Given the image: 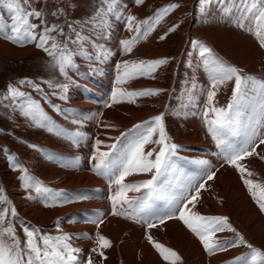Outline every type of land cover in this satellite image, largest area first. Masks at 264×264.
<instances>
[{
  "label": "snow or ice",
  "instance_id": "obj_1",
  "mask_svg": "<svg viewBox=\"0 0 264 264\" xmlns=\"http://www.w3.org/2000/svg\"><path fill=\"white\" fill-rule=\"evenodd\" d=\"M47 2L48 0H0V8L7 12V19L0 14V38L15 46L33 45L45 52L51 58L49 67L57 69L66 82L54 85L52 80H47L42 83L47 84L50 89H58V92L54 91L52 95L66 101L71 86L83 87L76 84L70 72L86 79L93 73L101 72V69L93 67V64L107 62L112 50L105 42L112 39V21L124 16L125 8L123 0H99V6L90 16L83 20L70 21L67 19L66 8L60 6L63 0H53L55 7L50 12L45 10ZM37 3L41 4L40 8L34 6ZM145 3L146 0H133L134 6H143ZM198 3L203 14L212 0H198ZM180 6L179 2H171L143 20H138L135 15H126V28L134 35L119 40L121 51L126 55L131 54L135 44L146 40L161 21ZM49 15L54 21H59L61 16L65 19L62 23H49ZM224 17L240 30L254 35L259 46L264 48V0H231L230 6L224 8ZM178 27L179 24H173L159 39L164 40L168 33L176 31ZM197 48L202 65L210 75V85L206 90H202L201 94L206 97L202 111L203 121L218 149L213 155L221 161V168L231 167L239 174L259 212L264 214V184L256 183L249 178L253 173L244 163L254 156L264 160V155L257 151L260 146H264V80L244 74L237 66L220 61L213 49L206 44L198 43ZM77 59L87 61L90 71H80ZM168 63V58L125 60L122 66H118L121 70L116 82L123 85L140 77L154 79L156 71ZM229 82L234 84L230 99L225 106H217L216 97L219 89ZM18 85L20 87L9 83L6 90L0 93V100L8 101L3 106L11 113L19 112L30 126L64 138L75 147L87 141V133L78 129L75 131L65 129L48 115L41 101L50 105L65 119H69L72 114L65 116L64 110L49 99L40 83L22 78ZM25 85L30 87L32 92L39 94L40 99L34 98L32 93L22 91L21 87ZM192 88L195 90V84ZM162 91L164 90L130 91L118 87L113 90L111 101L112 104L123 100L135 103L136 98L159 95ZM193 99L189 93V101ZM112 104L105 106L111 107ZM7 118L12 119L11 116ZM71 122L82 123L74 118ZM4 131L7 130L0 129V132ZM129 135L127 143H121L118 137L117 143L105 145L108 151L101 150L104 142L98 138L92 145L91 170L108 182L111 192L108 197L111 201V215L142 224L148 230L156 228L158 224H164L167 220L177 219L195 235L207 254L215 255L231 248L245 246L251 251V264L258 262L264 264V250L254 247L233 226L229 217L205 216L191 210L200 202L202 190H207L208 182L216 178L218 169L213 170L214 166L207 159H196L193 163L202 167V176L193 177L180 172L177 160L181 159L178 156L181 146L171 142L166 132L163 114L134 125L128 133H121L122 137ZM28 146L44 152L38 145ZM46 158L49 162L60 160L55 153H47ZM10 160V167L20 172L17 179L20 181V187L25 190L26 199L38 200L43 207L49 208L89 198L72 197L63 191H54L32 176L14 156H10ZM78 164L79 157H76L60 166L75 168ZM136 175H147L150 178L139 182H126ZM129 193L140 195L130 197ZM157 201L165 202L166 207L162 214L153 213L156 217L153 220L148 213ZM103 216L104 213L96 212L93 217L86 218L85 222H90L99 229L104 223ZM17 224L23 230L25 237L23 241L17 234ZM56 228L60 234L51 235L25 223L7 196L6 189L0 186V264H105L108 259L106 250L113 247L109 238L97 231L94 245L85 252L84 249L74 246L73 240L91 238L88 234L74 235L63 232L59 221ZM225 231L232 232L234 238L221 239L217 235ZM145 235L147 242L163 261L167 264H182V257L178 252L154 240L150 232L146 231ZM241 259L236 257L231 264H240Z\"/></svg>",
  "mask_w": 264,
  "mask_h": 264
},
{
  "label": "bare ground",
  "instance_id": "obj_2",
  "mask_svg": "<svg viewBox=\"0 0 264 264\" xmlns=\"http://www.w3.org/2000/svg\"><path fill=\"white\" fill-rule=\"evenodd\" d=\"M186 1L190 5L194 3V0ZM161 2L162 0H146L145 5L136 8L134 15L136 17L143 16L146 18L149 16L146 14L150 13L154 7L157 9L158 3ZM131 5L132 3L128 2L127 6H129V8ZM155 9H153V11ZM116 27L119 26L116 25ZM120 31H122V29ZM126 32H128V30H126ZM129 33L130 36L134 35L132 32ZM218 34L220 33L216 31L215 33H211L210 36L201 37L200 40L213 49L215 56L218 57L220 61H223L222 53L231 60L230 65L242 69L244 74H250L259 80H264V70H260L262 69L261 67L257 69L258 65L252 63L249 58L245 56L244 51L238 52L239 49L237 48L240 45L237 42V38L231 36V40L228 41V39L226 41L225 37V40H223ZM156 35L157 30L145 41V44L139 45V47L138 45L133 47V53L136 52L138 48L140 49V52H138L139 54L137 53V56L134 57L135 60H140V58L146 59V56H161L163 53H166V51L161 48L162 45H159L156 41ZM187 40L189 41L190 37H187ZM114 46L116 47L110 48L112 50L111 55L101 71V77L90 79V81L74 79L76 84L83 87H76L73 85L67 93L71 101V103L68 104L70 107L67 110H70V114H74V116H72L74 119L82 122L78 124L79 127H74V123L70 125L67 121L68 119H64V116L62 119L65 120V123L63 120H58L61 122V126L63 123V128L65 129L73 131L78 129L79 131L87 133V141L75 149H69V146L66 147L67 144L65 143L67 142L64 138H56L54 134H44V130L38 131V133L31 138L34 143L39 145L40 149H47V151L60 154V164L79 157L78 166L70 168L60 165L57 166L51 163L47 167L45 162L48 160H45L46 151L43 152V154L39 152L38 157L21 153L20 158L22 157L23 159L20 161L17 160L28 169L32 176L38 177L45 186L55 191L65 190V192L72 197L88 196V199L77 200L76 202L68 203L63 206L49 208L43 207L42 203L38 200L26 199V193H23L15 182V177L17 175L10 172L9 165H7L5 161L3 149L8 150L9 146L6 143H0V186L6 189V194L17 208L19 217L25 223L38 227L42 232H48L51 235L60 234L56 228L58 221L63 232L74 235L88 234L91 238L73 240L74 246L84 249L85 252L94 245L95 233L99 231L105 237L109 238L113 244L112 248L106 250L108 259L105 261V264H167L147 242L145 235L146 231L150 232L157 242L178 252L182 257V264H231L233 258L243 257L245 255V260H250H246L247 263L244 262L242 264H251V251L245 246L231 248L226 252H220L215 255L207 254L195 235L177 219L167 220L164 224H158L156 228L148 230L142 224H137L125 220L121 216H113L110 214L111 201L108 197L111 192L108 182L104 178L97 176L91 170L93 162L90 161V156L92 154V145L95 141L94 136L95 134L99 135V139L104 142L103 148L105 150H108L105 145L117 143L116 138L118 137L121 143H127L130 135L122 137L121 133H128L129 129L133 128V125L141 124V122L145 121V118L153 117L155 112V109L151 107L153 104L146 108L133 109L127 102L119 103V105L117 104L109 108L106 107L107 111H103L105 105L109 102L111 91L113 88L116 89L117 86V82L114 83L112 80L115 76L113 67L119 61L120 46L116 44ZM184 46L185 47L181 50L179 55L180 65L190 59L191 68H189L188 72L190 76L192 75L191 77L196 78L197 84L195 90L191 92L194 99L192 101L188 100L184 106L186 107V117L182 120L181 124H179L178 121L170 124L168 136L171 142L181 146L178 153L191 156L194 161L196 159H207L214 166L213 170L218 169L216 178L213 181H209L206 185L207 190H202L200 202L197 203L194 208H191V206L190 208L192 211L205 216L221 215L229 217L233 226L243 234L254 247L264 250V214L259 212L256 203L243 185L239 174L231 167L221 168V161L213 155L218 149L211 135L207 132V126L202 117L206 97L201 94V91L206 90L208 85H210L209 72L202 65L199 55H196L195 51L197 50L193 49L191 51L190 47L187 48L188 44ZM34 48L35 47L32 46L31 48L16 53L10 46L0 41V52L11 55L12 57H21L28 52H35L36 50ZM128 56L129 54L125 55L124 60H127ZM181 67L182 66L175 70L176 76L175 78L172 77L173 81L169 89L168 100L166 99L167 101H163L161 105L162 109L159 114L164 115L165 108L169 110V105L174 102L175 93L179 90L177 80L181 76ZM81 68L83 67L81 66ZM89 71L90 69L86 68V72ZM76 78L79 77L77 76ZM233 86V82H229L219 89L216 97L217 106H225L227 104ZM100 110L102 111V115ZM105 112L106 117H104L105 115L103 116ZM169 112L171 113V111ZM174 115L175 114L172 116ZM53 116L51 118L55 121L56 119L53 118ZM65 116H68V114ZM101 116L102 118L100 119ZM107 123L108 131L105 132L104 125L106 126ZM257 151L260 155H264V146H260ZM41 155L44 157H41ZM244 163L248 170L253 173L249 178L256 183L264 184V160H261L259 156H254L248 158ZM190 167L194 169L193 177L203 175V169L200 165L194 163ZM58 171L61 173H57ZM148 178H150V176L136 175L130 177L126 182H139ZM257 192H259V190H257ZM138 195L140 194L129 193L130 197ZM159 202L160 201H157L153 204L152 209L157 208ZM96 212L104 213V223L100 225L99 229H97L94 224L85 222L86 218L93 217ZM217 235L221 239L234 238V234L229 231L218 233ZM247 256L249 257L247 258ZM83 258L82 255L81 259ZM242 260L243 258L241 261ZM258 264H260V262H258Z\"/></svg>",
  "mask_w": 264,
  "mask_h": 264
},
{
  "label": "rangeland",
  "instance_id": "obj_3",
  "mask_svg": "<svg viewBox=\"0 0 264 264\" xmlns=\"http://www.w3.org/2000/svg\"><path fill=\"white\" fill-rule=\"evenodd\" d=\"M157 1H160V0H157ZM128 2L132 3L130 8H129V6H127ZM171 2H179L181 6L179 8H177L176 10H174L170 15L165 17L161 21L160 25H158L156 28V30H157L156 41L159 43V45H162L161 48H163L166 51V53L165 54L163 53V55H161V56H146L147 57L146 59L140 58V60H153V59L168 58L169 63L164 65V66H161L156 71V73L154 74V76H155L154 79L150 78V77H140V78H137V80L132 79V80H129L126 84L118 85L116 83V77H117V74H119V71L121 70V68L118 66H122V62L125 61L124 57L126 55L120 49V51H119L120 56L118 58L119 61L117 62L115 67H113L115 77L112 80V82L117 84L116 88L123 87L127 90H141V89H162V90H164L159 95H155V96H151V97L136 98L135 103H129V102H127V100H123L122 102H120V104L123 102H127L130 106L133 107V109L146 108L147 106H149V105L151 106V104H153L151 107L155 109V112L153 114L154 115L153 117H155L156 115H160L159 113H160V110L162 109L161 105H162L163 101H165L168 98L169 89L171 88V82L173 81V78H175V76H176L175 70L177 68H179L180 66H182L181 71H180L181 76L177 80L179 90L175 93L174 102L171 105H169V110L165 108L166 114L164 113V123H165V128L167 129L166 130L167 134H168L169 127H170L171 123L178 121V123L181 124L182 120H184V118L186 117V115H187L186 107H184V106L189 100V98H187V97H189V93H191L193 91V88H192L193 84H195V86L197 84L196 78L191 77L192 75L190 76V74L188 72L189 68H191L190 67L191 62L189 61L190 59H188L186 62H183L180 65V56L179 55L181 53V50L185 47L184 45L188 44L187 48L190 47L191 51L193 49H196L197 51H195V52H196V55H198L197 44L198 43L205 44V42H201V40H200L201 37L210 36L211 33H215L217 31L220 33V34H218V36L223 40L226 39V41L228 39H229L228 41H230L231 36L236 37L237 42L240 45L237 48V49H239L238 52L244 51L245 56L247 58H249V60L252 63H255L259 66V67L257 66V69H259L261 67L262 69H260V70H264V48H261L259 46V42H258L257 38L254 35L249 34L246 31L240 30L234 24H232L229 20H227V18L224 17V8L226 6H230L231 0H212V3L210 5L206 6L203 14L199 10L200 5L198 3V0H194L193 5L188 4L186 0H162L161 3H158L159 5L157 6L158 7L157 9L162 8L163 6L168 5ZM69 5H71V6H69ZM34 6L37 8H40L41 4L37 3ZM60 6L66 8V11L68 12V15H67L68 20H70V21H72V20H83L86 17L90 16L95 11V8L97 6H99V0H63V2L61 3ZM123 6L125 8L124 16H122L119 20L112 21V24H113L112 39L110 41L105 42V43H107L108 47L111 49L113 47H115L114 46L115 44L119 45V43H118L119 40L127 39V38L131 37L129 35L131 33H129V31L126 32L127 28H126V24H125V17L128 14L134 15V13L136 12V8H139V6L133 5V0H123ZM54 7H55V5L53 3V0H48L47 7L45 8V10L50 12ZM153 9H155V7ZM153 9L150 11V13H148L146 15H149V16L153 15V13L157 10V9H155L153 11ZM0 14H2V15L4 14L5 18L7 19V12L4 9L0 8ZM138 17H137L138 20L144 19L143 16H141V17L138 16ZM64 19H65V17L61 16L59 21H54V19L50 15L48 16L49 23H52V22L62 23ZM119 23H121V24H119ZM173 24H179V27L176 29V31L168 33V35L166 36V38L164 40H160L159 37L161 35H164ZM116 25L119 27H116ZM121 29H122V31H120ZM156 30L153 31L151 34L153 35L156 32ZM65 31H67L66 28H65ZM85 34H87V33H85ZM152 35H150V36H152ZM187 37H190L189 41L187 40ZM224 37H225V39H224ZM62 39L63 38H61V40ZM146 40L139 41L137 44L134 45V47H136V45H138V47H139V45L141 46V45L145 44ZM0 41L7 44L8 46H10V48L12 50H14L16 53L19 51H23V50H26L28 48H31L33 46V45L15 46V45L11 44L10 42L4 40L3 38H0ZM233 47H237V46H233ZM34 49L36 50L35 52L34 51L31 53L28 52L27 54H25L21 57H12L11 55H6V54H3L2 52H0V93H3L6 90V87L9 85V83L20 87L18 85V81L20 79H22V78L33 79V80H35L41 84V87L43 88V90L48 94L49 99H51L53 103L59 104V106L62 107V109L64 110L65 115L66 114L69 115L70 110H67V109L70 107V105L66 107L67 104L71 103L69 96H68V99L66 101L59 100V99L57 100L56 96H53L52 93L54 91L58 92V89H56V88L50 89L47 86V84L42 83V81L52 80L53 84L55 85V84L64 83L66 81L59 74L57 69H53V68L49 67V64L51 63V58L42 50H39L37 48H34ZM138 52H140L139 48L136 50V52H134V53L132 52L133 54H129L127 60L135 61L134 57L137 56ZM146 52H148V51H146ZM221 55L223 58L222 62L230 65L231 60L228 57H226V55H224L222 53H221ZM228 61H230V62H228ZM76 62L79 65L80 71L86 72V68L90 69L87 61L82 60V59H77ZM104 65H103V67H104ZM81 66L83 68H81ZM93 67H98L101 69V71L103 70V68L99 67L97 64H93ZM70 75L71 76L73 75L75 77L74 78L72 76L73 80L79 79V80H84V81H90V79H93V78H100L101 72L99 74L93 73L91 75V77L87 78V79L82 78L79 75L72 73V72ZM77 76L79 78H76ZM206 78H207V76H206ZM208 87H209V85H208ZM21 90L25 91V92L32 93L33 97H35L36 99H40L39 94L32 92V89L30 87H28L27 85L22 86ZM113 90H114V88H113ZM113 90L111 92H113ZM109 99L110 100L107 104H112L111 97H109ZM5 103H8V101L0 100V129H6L7 130L4 132H0V143H6L9 146L8 150L3 149L5 161H6L7 165H9L10 172L12 174L17 175L15 177V182L18 185V188L21 191H23V193H25V190L20 187V181L17 179V177L20 175V172L18 170H13L12 167H10V163H11L10 156L15 155L14 158L16 161L17 160L20 161L23 159L22 157L20 158L21 153H24L26 155H30L33 157H38L39 152L41 153V151H39V149H33V148L29 147L28 144L38 145L37 143H34V141L31 138L33 135H36L38 133V131L44 130V129H39V128H36L34 126H30V124L28 122H26L25 118H23L22 116L19 115V112L11 113L9 111V109L5 108L3 106ZM41 103H42V106L44 108L45 107L47 108V110L45 108L46 112L48 111L47 113H50L48 115L50 117H52L54 115L53 118L56 119L55 121H56L57 125H58V123H60L59 126H61V122L58 120H63L62 119L63 116L57 114V112L54 111L50 107V105L44 103L43 101H41ZM117 104L119 105V103L112 104V107L117 105ZM156 104H158V105H156ZM107 108H109V107H107ZM107 108L105 106L103 111H107ZM169 111H171V113ZM173 112H175V113H173ZM100 113L102 115V111ZM173 114H175V115L172 116ZM8 116H11L12 119L7 118ZM72 116H74V114H72L71 117H69L70 120L69 119L67 120L70 123V125H73V123L71 122V119L73 118ZM103 116L106 117V112L103 114ZM153 117H151V118L148 117V118H145L144 120L145 121L151 120ZM101 118H102V116L100 117V119ZM107 119H109V118H107ZM63 122L65 123V120H63ZM108 123L106 124V126H107L106 128L104 125L105 132L108 131ZM62 127H63V123H62ZM74 127L78 128L79 125L77 123H74ZM44 131H45L44 134H50L46 130H44ZM54 136L57 138L56 135H54ZM95 136H94V140L97 138L99 139L98 134H95ZM25 142H27V143H25ZM66 142H67V143H65V144H67L66 147L69 146V149H75L76 148L68 140H66ZM103 147H104V144L101 145L102 151H108V150H105ZM12 151H13V153H12ZM45 151H47V149ZM14 152H16L17 154ZM37 152H38V154H37ZM42 156L43 155H41V157ZM180 156L183 157V155H180ZM45 160H47V158ZM192 160L194 161L193 158H192ZM45 162H46L47 167L51 163H54L57 166L61 165L60 162H59V164L57 162H49V160H47ZM177 167L180 170V172L186 173L188 176H192L194 174V171H192V172L183 171L182 168H179V166H177ZM57 173H61V172L58 171ZM36 178H38V177H36ZM63 192H65V190H63ZM33 195H35V193H33ZM74 202H76V201H74ZM16 230H17V234L19 235L21 241H23L25 239V237L23 234V230L19 224L16 225ZM48 234H50V233H48ZM245 257H246V255L241 257V258H243V260L240 261V264H242L244 262L247 263V261L250 260V259H248V260L246 259L247 260L246 261ZM248 257L249 256H247V258Z\"/></svg>",
  "mask_w": 264,
  "mask_h": 264
}]
</instances>
